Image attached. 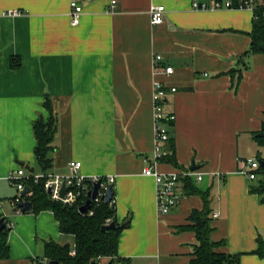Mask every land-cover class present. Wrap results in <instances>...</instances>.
I'll list each match as a JSON object with an SVG mask.
<instances>
[{
    "label": "crops",
    "instance_id": "crops-1",
    "mask_svg": "<svg viewBox=\"0 0 264 264\" xmlns=\"http://www.w3.org/2000/svg\"><path fill=\"white\" fill-rule=\"evenodd\" d=\"M72 1L0 0V183L20 168L42 172L34 125L48 118V98L59 121L49 172L67 174L77 161L86 175L116 176V220L128 221L118 255L128 264H190L197 238L179 228L204 209L202 197L185 193L182 179L184 196L160 216L155 181L143 175L155 149L152 84L160 54L174 74L157 78L177 88L165 106L175 120L164 158L177 165L162 160L157 170L189 171L195 162L203 180L191 178L192 186L210 193L211 237L224 242L220 252L243 254L240 264H264L255 253L264 241V204L241 173L244 161L261 152L252 134L264 123V53L241 61L253 12L192 9L195 1L212 0H76L84 15L74 27ZM158 5L167 12L153 27L150 11ZM6 219L10 254L0 264H51L48 242L75 247L52 212Z\"/></svg>",
    "mask_w": 264,
    "mask_h": 264
},
{
    "label": "trees",
    "instance_id": "trees-1",
    "mask_svg": "<svg viewBox=\"0 0 264 264\" xmlns=\"http://www.w3.org/2000/svg\"><path fill=\"white\" fill-rule=\"evenodd\" d=\"M251 45L241 61L249 55L264 53V8H260L255 12L253 19V29L249 34ZM21 63L17 58L12 59V68L19 69ZM246 68L247 65L243 64ZM235 74V72H232ZM241 71L239 77L241 78ZM45 109L49 116L45 120H36L34 125V136L36 137L37 146L34 150L37 165L41 167L42 172L50 171L53 166V161L50 157L53 149V142L58 131V117L54 111L52 103L47 98ZM258 134H264V123L262 131L254 132L252 135L260 147L264 148V138H259ZM172 148V147H171ZM174 148V147H173ZM172 148V149H173ZM256 159L264 160L261 154L258 153ZM163 160L167 162L177 163L174 157H167ZM33 173V172H32ZM259 179L256 180L250 190L260 198V202L264 204V169H260ZM185 193L188 195H200L204 201V209L194 210L188 219V225L179 228L180 231H193L197 238V244L194 246L192 260L190 264H240L243 254L231 255L226 252H220L224 242H215L212 240L211 234L214 231L213 227V211L210 207V193H202L192 186L191 178L183 179ZM31 188L29 195H23L26 201L31 203L29 212L34 215H39L42 211L52 212L58 222V227L62 234L73 236L75 247L70 245H61L57 242H48L45 245V258L51 264H92L96 261L98 264L102 259L108 261L114 260V264H128V261L118 255V247L120 236L123 228L120 227L116 220V210H113L108 203L101 202L100 204L93 203L91 213L82 215L79 208L82 204L73 206H64L61 203L53 202L45 193L43 185H34L29 182ZM115 195V194H114ZM0 220L7 224V219L0 215ZM116 223V230L103 231L107 222ZM10 228L0 232V260H8L10 254V246L8 244ZM75 250V255H71V251ZM256 255L264 259V241H258Z\"/></svg>",
    "mask_w": 264,
    "mask_h": 264
},
{
    "label": "built area",
    "instance_id": "built-area-1",
    "mask_svg": "<svg viewBox=\"0 0 264 264\" xmlns=\"http://www.w3.org/2000/svg\"><path fill=\"white\" fill-rule=\"evenodd\" d=\"M115 1L112 2V6L115 5ZM264 8V0H212L210 4L202 3L198 1L193 2V10H250L255 15V12ZM70 16L71 24L76 27L79 25L83 14V7L80 1H72L70 4ZM151 25L153 27L159 26L164 23L166 10L162 5L154 6L151 9ZM20 12H9V16L17 17ZM154 81L152 84L153 95V118H154V153L150 160V164L144 169L143 175L153 178L156 185L157 193V209L159 215H167L175 209L180 202L184 193L180 191V183L182 179L195 178L198 181H202L203 177L196 176L195 172L183 171L175 172L174 174H166L158 171V167L162 164V160L166 156L167 152L164 148L170 141V132L168 126L175 120L174 115L166 112L165 106L167 104V97L169 93H174L177 88H169L165 86L158 78L157 75L163 74L170 77L174 74L172 67L163 65L164 57L160 54L154 56ZM207 76V74H206ZM68 173L61 175L48 172H41L38 174L27 173L24 168L12 171L7 178V182L13 186L17 191V196L11 200V205L14 213L23 215L22 209L19 205L23 204L26 200L23 198L22 193L26 189L29 182L34 185L42 184L45 193L54 202L63 204L64 206H73L86 203L89 199L88 194L93 191L95 185L100 182L98 190V198L92 202L100 204L106 203L108 197L107 193L110 188L114 195V185L116 184V176H89L82 173L83 165L77 161H71L68 163ZM260 169H263L260 161L254 158H250L244 161V167L241 171L246 176L250 183H254L259 179ZM31 189V188H30ZM64 192L63 196L62 193ZM31 193V192H30ZM29 193V194H30ZM28 194V195H29ZM0 200V205H1ZM91 204V206H92ZM113 210H116V195H114L112 201L108 203ZM91 210V208H90ZM89 210L91 215L92 211ZM111 221H108L106 225H109ZM71 255H75V250L71 251ZM100 264V263H99Z\"/></svg>",
    "mask_w": 264,
    "mask_h": 264
},
{
    "label": "water",
    "instance_id": "water-1",
    "mask_svg": "<svg viewBox=\"0 0 264 264\" xmlns=\"http://www.w3.org/2000/svg\"><path fill=\"white\" fill-rule=\"evenodd\" d=\"M40 121L44 122L43 116H40ZM258 137L264 138V134H258ZM260 164H261L262 168L264 169V160H261ZM197 169H198V167L196 166L195 162H193V166H192L191 170L196 171ZM99 187H100V182L97 185H95L93 191L88 194L89 199L86 201L84 206L79 208V211L82 215H85V213L89 212L92 202L98 198ZM30 192H31V189L29 187H26V189L22 193V196L28 195ZM63 194H64V192L62 193V196H63ZM107 195H108V197L106 199V203H110L114 197L113 192H112V188L109 189ZM19 208L22 209V213L29 212L30 208H31V203L29 201H25L23 204L19 205ZM117 227H118V225H116V223H110L109 225L104 226L102 228V230L103 231L116 230ZM120 227L123 229H126L128 227V221L120 224ZM5 229H7V224L3 220H0V232H2ZM54 264H58V262H56ZM92 264H98V263L96 261H94V262H92ZM106 264H114V260H110Z\"/></svg>",
    "mask_w": 264,
    "mask_h": 264
},
{
    "label": "rangeland",
    "instance_id": "rangeland-1",
    "mask_svg": "<svg viewBox=\"0 0 264 264\" xmlns=\"http://www.w3.org/2000/svg\"><path fill=\"white\" fill-rule=\"evenodd\" d=\"M256 150L261 151V157L264 158V148L262 147H258V145L255 146ZM252 150V147H250V151ZM258 155V153H254V155L251 156H255L253 157L254 159H256V156ZM252 158V157H250ZM248 160V159H247ZM258 160V159H256ZM17 196V191L16 189L11 186L10 183H0V198H2L3 200H5L6 204L4 203L3 207H0V214L3 215L5 218L11 217V215L15 214L11 205V200ZM102 261V260H101ZM100 261V263H101Z\"/></svg>",
    "mask_w": 264,
    "mask_h": 264
}]
</instances>
